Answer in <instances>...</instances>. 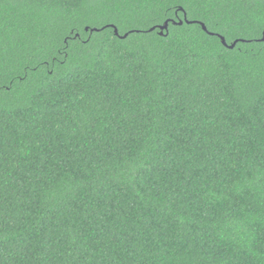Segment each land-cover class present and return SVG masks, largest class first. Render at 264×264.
Segmentation results:
<instances>
[{
  "label": "trees",
  "instance_id": "1",
  "mask_svg": "<svg viewBox=\"0 0 264 264\" xmlns=\"http://www.w3.org/2000/svg\"><path fill=\"white\" fill-rule=\"evenodd\" d=\"M263 33L264 0H0V264H264Z\"/></svg>",
  "mask_w": 264,
  "mask_h": 264
},
{
  "label": "water",
  "instance_id": "2",
  "mask_svg": "<svg viewBox=\"0 0 264 264\" xmlns=\"http://www.w3.org/2000/svg\"><path fill=\"white\" fill-rule=\"evenodd\" d=\"M185 16H186V15L184 14V20H183V21H179V22L175 23V22H173V21L168 20L169 22L167 23V26H166V27H165L164 24L161 25V26H157L156 28L159 30V34H160V35H163L164 32H167V30H168V26H169V23H172V24H174V25H175V24L182 25L184 22L187 23V24H193V23H195V24L200 25L201 28H202V30H203L204 32H206L208 35H210V36H214V35L217 36V37L220 39V41H221V43H222V45H223L224 47L229 48V49L231 50V49H233V48L236 46L237 41L234 42V43H232L231 45H228V44L226 43L225 39H224L222 36L217 35V34H214V33H210V32H208L206 26H205L203 23L196 22V21L189 22V21H187V20L185 19ZM111 27L114 29V34H115L116 36H118L119 38L124 39V38H126V37L128 36V34H125L124 36H120L119 33H118L117 28H115L114 26H111ZM156 28H155V27L151 28V29L149 30V32L154 31ZM86 30H87V29H86ZM93 31H98V30L95 29V30H92V32H93ZM261 41H264V33H263V37H262Z\"/></svg>",
  "mask_w": 264,
  "mask_h": 264
},
{
  "label": "snow or ice",
  "instance_id": "3",
  "mask_svg": "<svg viewBox=\"0 0 264 264\" xmlns=\"http://www.w3.org/2000/svg\"><path fill=\"white\" fill-rule=\"evenodd\" d=\"M185 19H186V16H185ZM169 21H160V23H162V24H164L165 25V27L167 26V23H168ZM239 41H243V42H248V43H250V42H252L254 39H257L256 37H251V36H246V37H240V38H237ZM262 42H264V41H262Z\"/></svg>",
  "mask_w": 264,
  "mask_h": 264
}]
</instances>
